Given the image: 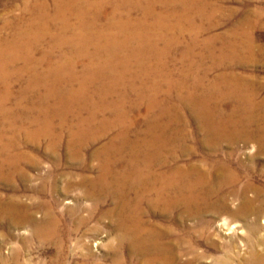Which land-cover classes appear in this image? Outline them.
<instances>
[{
  "label": "rangeland",
  "instance_id": "obj_1",
  "mask_svg": "<svg viewBox=\"0 0 264 264\" xmlns=\"http://www.w3.org/2000/svg\"><path fill=\"white\" fill-rule=\"evenodd\" d=\"M66 2L67 0H0V46L4 44L5 39L13 41L21 27L26 30L27 24L34 20V24L40 27L44 23L49 24V28L42 29V32L48 35L33 53L34 59H40L44 53L52 52L53 48L54 54L57 55L59 48L54 46L60 40L50 37L59 32L56 30L58 27L61 30L64 20L60 18H66L70 14V11L66 10ZM206 2L208 4L206 12L210 17L206 19L204 14L201 19L206 20H201L195 13L194 23L202 30L197 36L200 41H197L191 57L181 55V51L191 48L188 44L191 38L188 34L177 36L178 41L171 54L158 52L162 61L167 64L162 71L172 72L168 76L174 82L187 75L184 83L191 85L195 78L203 79L205 75L201 71L211 65L210 59L205 56L212 51V46L210 44L209 47H205L203 42L208 36H221L215 40L213 51L217 52L226 41L223 40L225 36L226 39L229 36V42H235L238 38L241 39L238 40L241 44H246L247 41L243 39L253 35L254 40L251 44L263 51L258 52L253 63L230 65L240 78L258 82L256 89L259 93L254 97L255 105L231 96L220 97V101H218L220 98L215 99L211 105L215 126L225 125L222 120L228 124L226 126L230 132L235 130L236 133H243L239 138H232V135L224 138L216 131L214 134L209 133L202 116L193 115L197 109L196 101L207 102L210 100L209 97L197 99L193 95L194 101L186 102L188 94L192 91L190 85H186L187 88L176 86L175 90L164 91L168 89V84H165V89H161L157 99L158 107L170 106L176 119L174 118V125L169 130H163L160 135L171 139L169 146L174 148L173 153L165 165L155 164L152 172L147 171L145 166L142 168V165L140 169L146 176L153 177L152 175L160 172L170 173L177 166L202 164L200 172L207 173L213 180L219 181L224 176L220 174L223 169L220 168V171L218 168L224 166L239 176L237 183L229 188H220L214 199L210 202L204 201L201 205L202 210L199 213L196 210L192 213L193 216L189 212L191 209L184 206L167 210L163 203L154 200L156 197L154 190L146 192L140 186L135 188V192L129 193V199L136 214L139 215L140 222L156 235L161 234L162 237L159 238L161 243L171 244L173 251L170 253L176 257L178 264H184L185 260L189 261L187 264H259L257 257L264 255V192L261 195H257L256 192L260 189L264 191V0H206ZM212 6L217 9L215 15L210 12ZM191 14L193 13L190 12L188 16ZM69 20L67 21L71 24L75 23L74 19ZM30 31L29 26L28 34L33 38L34 32ZM67 47L69 49V46H66L62 50H67ZM191 64L193 67L190 68ZM15 66L22 67L23 62L18 61ZM71 66L59 72L57 74L59 78L68 79L70 74L71 78L77 80L83 75L84 62L80 58ZM231 67L229 66V69ZM46 68L44 64L37 77L25 74L19 79L13 77L11 81L7 80L5 83L0 80V112L1 108H7L9 111L8 116L0 113V162H6L5 171L0 175L5 173L11 175L9 179L0 177V264H116L118 257L122 261L119 264H163L155 253H143L138 248L130 250L126 243L118 244L116 216L108 213L113 211L116 200L109 196L101 199L102 196L86 195L85 190L88 186L83 188L75 184L81 178L97 176L101 164L108 158L105 152L103 153V148L112 141L119 144L123 136H126L128 144L132 142L138 144L137 157L142 160L148 153L144 151V143L150 140L152 135L159 136L158 133L149 130L153 115L159 113L156 110L152 113L147 112L145 106L134 109L133 96L130 95L124 106L129 116L126 114L124 121L115 123L113 113L110 109L106 110L105 117H98L103 123L101 126L107 127L106 133L97 141L79 142L71 148L67 129H59L60 120L67 121V100L61 98L58 87L60 85L55 86L53 83L58 76L49 75ZM229 69L227 70L230 71ZM222 72L210 70V75H206L207 79L210 81L217 79ZM90 75L92 74L88 76ZM160 77L164 78L161 73ZM42 78L48 79V88L39 87ZM33 83L37 87H34ZM157 84L159 85L158 82ZM89 90H92L91 86ZM220 91L222 94L228 93L223 89ZM199 95L201 93H198ZM242 95L244 97L246 94ZM121 96L114 93L113 99L118 101ZM81 100L87 104L86 98L83 97ZM117 105L118 103L112 108H116ZM88 106L81 111L82 116L86 118L89 113ZM44 110L51 111L52 114ZM59 112H62L63 118L55 116ZM249 113L255 116V119L251 118V123H243L242 119ZM75 115L76 112L72 109L68 115L69 119ZM178 116L182 120H178ZM183 117L186 120L184 122ZM26 120L30 123L28 124ZM23 121L26 123V129L31 130L39 124L52 121L54 129L60 134L59 138L29 139L18 131L24 129ZM214 130L217 129L214 127ZM245 133L253 134V137H246ZM208 138L213 140L212 145L206 142ZM166 144L160 143L159 146L166 151ZM123 149L121 155H111L113 160L116 159V168H120V171L128 170L127 164L133 156L129 145L125 143ZM96 153H100L97 159L94 158ZM15 165L18 166L17 169ZM195 174V171H191V175ZM246 183L253 185V189L247 192L249 198L263 200L262 205L255 204L242 212L241 199L229 195L227 201L218 200L222 194L238 189ZM14 200L19 201L22 212H25V209L33 223L50 220L54 235L48 237L47 241H41L34 235L32 222L27 225L13 223L8 209ZM210 203L215 205V210L208 208ZM17 211L20 213V210Z\"/></svg>",
  "mask_w": 264,
  "mask_h": 264
},
{
  "label": "bare ground",
  "instance_id": "obj_2",
  "mask_svg": "<svg viewBox=\"0 0 264 264\" xmlns=\"http://www.w3.org/2000/svg\"><path fill=\"white\" fill-rule=\"evenodd\" d=\"M66 3V10L68 9L70 14L68 13L69 15L66 18H60V20H64L61 30L59 29L60 27L56 29L60 33L52 34L50 37L51 39L59 38L60 41L56 42L54 46L55 48H59V53L55 55L53 48L52 52L44 53L40 59H34L33 53L37 50L38 45L40 46L44 37L48 35H45L46 32L43 33L42 29L49 28V24L44 23L40 27L34 24L33 20L29 25L27 24L28 28L26 30L21 27L16 34L17 37H13V41L5 39L4 44L0 46V80H3L5 83L7 80L11 81L13 77H18L19 79L25 74L36 76L40 73L39 70L44 64L47 67L46 70L49 75H57L59 72L65 71L67 67L75 65L77 59L80 58L84 62V67L83 75L79 79L71 78L70 74L68 75V79H61L57 75L58 78L53 82L55 86H57L56 84L60 85L58 87L60 88L61 98L67 100V121L61 119L59 129H67V133L71 139L69 144L71 148L79 142L97 141L101 135L106 133L107 127H102L103 123L98 120V117L106 116V110L110 109L113 113L116 120L115 123L124 121L123 119L128 115L124 106L127 97H130V95L133 96L134 109L145 106L147 112L152 113V111L156 110L159 113L153 115L149 129L152 133H158L159 136L152 135L150 140L144 141L145 150H143L148 153L142 160L137 157L139 149L136 145L138 144L136 142L128 144L126 136H123L119 144L112 141L103 148V153L105 152L104 154L108 158H105V161L101 164L99 174L95 177L81 178L75 184L83 188L88 186V189L85 190L86 195L102 196L101 199L109 196L116 200L113 211H109L108 213L116 216V240L119 245L126 243L130 250L138 248L143 253H155L163 261V264H178L176 257L174 258L170 253L173 251L171 244L161 243L159 239L162 237L161 234L156 235L150 228L140 222L139 215L136 214L134 206H132L129 199V193L139 186L146 192L154 190L156 195L154 200L158 203H163L167 210L184 206L187 209H191L189 212L193 216L192 213L196 210L197 213L202 210L201 205L204 201L207 202L209 200L210 202L211 199H214L220 188H229L237 183L239 176L236 173L230 172L224 166L218 168L220 171L223 169V172L220 174L224 176L219 181L213 180L207 173L200 172L202 164H192L188 167L177 166L170 173L160 172L152 175L153 177L150 175L146 176L140 169L142 165V168L145 166L144 168L147 171L152 172L155 164L159 166L165 165L166 160L173 153L174 148L169 146L171 139H166V137L160 135L163 130H169L174 125L173 123L176 119L170 106L158 107L159 102L157 99L161 89H165V84H168V89L166 88L164 91L169 89L175 90L177 89L176 86L187 88L190 85L184 83L187 75H183L181 80L178 79L177 82H174L168 76L172 72L166 73L162 71L167 64L162 61L161 55L158 52L171 54V50L176 47L178 41L176 37L188 34L189 38H191L188 40L191 48L181 51V55L191 57L193 49L197 46V41H200L197 39V36L202 30L200 26L194 23L196 18L195 13H197L199 19L203 18L204 14L206 15V19H208L210 17V14L206 12L208 4L206 0H67ZM216 11L217 9L212 6L210 12L215 15ZM190 12L193 14L189 17L188 14ZM68 18L74 19L75 23L72 21L73 24H71ZM186 22H189V24H186ZM29 26L30 32H34L33 38L28 34ZM217 38L220 39L221 36H208L203 41L205 47H209L210 44L212 46V51L208 52L205 56V58L210 59L211 65L206 70L204 67L201 71L205 75L203 79L195 78L193 80V83L189 86V88H192V91L188 94L189 98L186 102H189L188 100L194 101V96L197 99L209 97L210 100L207 102L205 100L201 102L196 101L197 109L195 113L192 112L193 115L202 116V120L207 125L209 133L214 134V131H216L219 136L224 138L230 137L229 135H232V138H239L242 132L240 134L236 133L235 130L230 132L226 126L228 124L224 123L221 118V122L225 125L215 126V122L213 121L214 111L211 109V105L215 102V99L228 96L239 99V101L247 104L255 105L254 97L259 93L256 89L258 87L256 83L258 82L255 83L247 81L245 78H240L235 74L231 65L253 63L257 58L258 52H262L263 50L261 48L256 49L251 44L254 40L253 35L243 39L247 41L246 44H241L238 41L241 39L238 38H236L235 42H229V36L227 39L225 36L223 40L226 41L223 42L219 51L216 52L213 51V48ZM66 46H69V49L67 47V50L63 51L62 49ZM55 57H57V60H55ZM18 61L23 62L22 67L15 66ZM229 66L231 67L230 69ZM191 67H193V64L190 65ZM210 70H220L223 72L219 74L217 79L210 81L206 76L210 75ZM160 73L164 78L160 77ZM89 74L92 75L88 76ZM48 83L47 78H42L39 87L48 88ZM28 85L31 86L30 83ZM33 85L37 87L35 83ZM76 86L78 87L76 88ZM90 86L92 90H89ZM221 89L228 91V93L222 94ZM114 93L122 95L121 99L119 98L118 101L114 100ZM198 93H201V95L198 96ZM242 93L246 95L243 97ZM83 97L86 98L87 104L81 100ZM117 103V107L113 109L112 107ZM86 105H89L87 118L83 117L81 113L86 108ZM184 107L182 108L184 109ZM72 109L76 112V115L74 118L69 119L68 115ZM44 112L52 114L48 110H44ZM0 113L4 116L9 115L7 108H1ZM55 116L63 118L62 112L55 114ZM23 117L20 116V118ZM251 118L255 119V116H252L250 113L247 114L246 118L242 119L243 123H251ZM96 120L99 122H95ZM162 120L164 121L161 123ZM178 120L182 119L178 116ZM184 121L186 120L183 117ZM26 122L30 123L29 120H26ZM25 126L26 123L24 122V129L18 131L24 133L29 139L48 137V139L54 140L58 139L60 135L54 129L52 121L39 124L35 128H32V130L26 129ZM214 127L217 130H214ZM245 134L246 137H253V134ZM164 142L169 147H166V151L164 150L165 148L159 146L160 143L163 144ZM206 142L210 145L213 144V140L210 138ZM125 143L130 146L133 156L137 158L132 156L127 164L129 165L128 170L124 169L120 171V168H116V159L113 160L111 155H121ZM98 155L100 153H96L94 158L97 159ZM5 163L0 162V173L5 171ZM14 167L18 168L17 165ZM191 171H195V176L191 175ZM10 176L8 173L0 175L3 179ZM151 178H153L152 183ZM252 187L253 185L251 186V184L246 183L238 189H232L222 194L221 197H218V200L227 201L229 195L233 198H239L242 200L240 211H247L249 207H253L255 204L262 205L263 201L249 198L247 192L253 189ZM256 192L258 193L257 195H261L264 191L260 189L256 190ZM101 199L98 203H100ZM18 202V200H14L12 206L8 209L12 215L10 219H13V223H17L18 225L33 223L30 217H28L27 211L24 209L25 212H22V206ZM208 206L210 210H215L214 204L210 203ZM17 210H20V213H17ZM31 225L34 235L41 241H47L48 237L54 235L50 220ZM257 258L259 264H264V255ZM119 262L122 261L118 257L116 258V264H119ZM187 262L189 261L185 260L184 264H187ZM190 262L192 263V260Z\"/></svg>",
  "mask_w": 264,
  "mask_h": 264
}]
</instances>
